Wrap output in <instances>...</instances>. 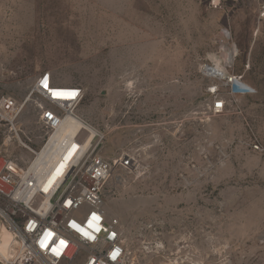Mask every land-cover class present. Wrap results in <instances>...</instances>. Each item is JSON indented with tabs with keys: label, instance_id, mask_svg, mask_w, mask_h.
<instances>
[{
	"label": "rangeland",
	"instance_id": "obj_1",
	"mask_svg": "<svg viewBox=\"0 0 264 264\" xmlns=\"http://www.w3.org/2000/svg\"><path fill=\"white\" fill-rule=\"evenodd\" d=\"M260 3L0 0V96L30 97L17 126L40 148L49 134L39 105L51 106L33 93L37 78L84 89L77 112L106 135L104 207L121 223L128 264H264ZM207 65L242 75L253 92L233 97ZM6 155L33 158L0 119Z\"/></svg>",
	"mask_w": 264,
	"mask_h": 264
},
{
	"label": "built area",
	"instance_id": "obj_2",
	"mask_svg": "<svg viewBox=\"0 0 264 264\" xmlns=\"http://www.w3.org/2000/svg\"><path fill=\"white\" fill-rule=\"evenodd\" d=\"M258 14L264 19V0ZM225 78L233 97L253 92L242 75L227 74ZM33 93L51 106L39 105L40 122L49 134L40 148L23 142L17 126L30 97L20 102L11 95L0 96V119L15 131L33 156L27 165L12 156L0 158V262L128 264L121 223L117 217H109L104 207L103 191L114 168L99 153L106 135L77 112L84 89L78 85H58L50 72H44L37 78ZM224 108V100L214 102L215 113ZM66 119L81 124L77 132H61ZM83 131L87 136L81 140ZM59 132L61 136H55ZM253 147L262 150L257 141ZM119 163L129 168L134 159L125 154ZM6 235L8 254L2 249Z\"/></svg>",
	"mask_w": 264,
	"mask_h": 264
},
{
	"label": "bare ground",
	"instance_id": "obj_3",
	"mask_svg": "<svg viewBox=\"0 0 264 264\" xmlns=\"http://www.w3.org/2000/svg\"><path fill=\"white\" fill-rule=\"evenodd\" d=\"M226 34L228 35L227 31H226ZM205 72L208 75H212V76H216V77H220V78L227 77V71L220 69L219 66H208L207 65L205 67ZM80 125L81 124L78 121H76V120L66 119L63 122L60 130H61V132L72 134V133L78 131ZM92 131L94 132L93 129H92ZM61 132H59L55 136H61ZM45 159H46V155H43L42 160H45ZM8 242H9V236L6 235L4 237V242H3V245H2L3 252L6 253V254H8Z\"/></svg>",
	"mask_w": 264,
	"mask_h": 264
},
{
	"label": "snow or ice",
	"instance_id": "obj_4",
	"mask_svg": "<svg viewBox=\"0 0 264 264\" xmlns=\"http://www.w3.org/2000/svg\"><path fill=\"white\" fill-rule=\"evenodd\" d=\"M73 95H74V94H73ZM84 234H85V235H88V233H84ZM92 238L94 239L95 237H92ZM116 254H117V253H115V252L113 253V258H115Z\"/></svg>",
	"mask_w": 264,
	"mask_h": 264
}]
</instances>
